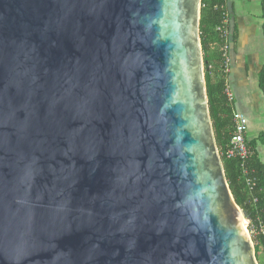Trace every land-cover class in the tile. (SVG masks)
Here are the masks:
<instances>
[{
  "label": "water",
  "instance_id": "water-1",
  "mask_svg": "<svg viewBox=\"0 0 264 264\" xmlns=\"http://www.w3.org/2000/svg\"><path fill=\"white\" fill-rule=\"evenodd\" d=\"M200 4L0 0V264H258Z\"/></svg>",
  "mask_w": 264,
  "mask_h": 264
},
{
  "label": "trees",
  "instance_id": "trees-1",
  "mask_svg": "<svg viewBox=\"0 0 264 264\" xmlns=\"http://www.w3.org/2000/svg\"><path fill=\"white\" fill-rule=\"evenodd\" d=\"M259 4L260 15L264 20V0H259ZM226 11L229 19L228 0H201L199 38L204 64L207 105L224 175L233 199L249 218L250 223L257 225L264 221V162L258 155L256 145H264V130L259 132L255 138L246 141L251 151L246 161L248 174H243L238 159L227 158L223 154L232 132L233 107L224 92L225 74L221 70V58L218 50L222 40L216 27L222 23ZM262 33L264 35V22ZM235 39L236 27L234 26L233 32L230 34V42L234 43ZM208 65H211L210 69ZM257 85L264 97V60L257 73ZM247 175L252 180V188L246 183ZM253 198L256 200L253 201ZM254 237L257 239L254 244L255 258L258 264H264V238L261 234Z\"/></svg>",
  "mask_w": 264,
  "mask_h": 264
},
{
  "label": "crops",
  "instance_id": "crops-1",
  "mask_svg": "<svg viewBox=\"0 0 264 264\" xmlns=\"http://www.w3.org/2000/svg\"><path fill=\"white\" fill-rule=\"evenodd\" d=\"M243 1L239 19H236L234 13L228 19V30L231 34L234 26L236 27V39L234 43L230 42L229 57L230 69L225 77V81L233 90L232 107L233 110L242 112L246 118L251 111L252 118L264 122V97L257 85V73L264 60V35L262 33V24H248L245 16L249 13L245 12L243 6L246 2L255 0H239ZM260 5V4H259ZM241 22L243 25H241ZM258 24L263 38H258ZM258 135V134H257ZM246 141L250 140L248 133H245ZM257 147V145H256ZM259 155V154H258Z\"/></svg>",
  "mask_w": 264,
  "mask_h": 264
},
{
  "label": "built area",
  "instance_id": "built-area-1",
  "mask_svg": "<svg viewBox=\"0 0 264 264\" xmlns=\"http://www.w3.org/2000/svg\"><path fill=\"white\" fill-rule=\"evenodd\" d=\"M228 16L227 11L224 13V18L222 23L216 27L220 41L218 47L220 58H221V70L226 75L230 69V57H229V46H230V33L227 27ZM208 68H211V65H208ZM225 95L230 104L233 102V95L230 89V85L225 81L224 88ZM232 132L228 141V144L225 148L224 155L227 158H235L240 162V167L243 174H248V169L246 167V161L249 158L251 151L247 146L245 140V132L247 130V118L246 116L237 110H232ZM246 183L250 188H252V180L250 177H246ZM256 199L253 198V201ZM249 222V221H248ZM247 222V223H248ZM249 233L257 235L261 234L264 238V221L258 223L257 225L251 224L249 226Z\"/></svg>",
  "mask_w": 264,
  "mask_h": 264
},
{
  "label": "rangeland",
  "instance_id": "rangeland-1",
  "mask_svg": "<svg viewBox=\"0 0 264 264\" xmlns=\"http://www.w3.org/2000/svg\"><path fill=\"white\" fill-rule=\"evenodd\" d=\"M242 2L243 1H239V0H228V12L230 13V15H232V12L234 13V16L236 19H239L240 17V13H241V6H242ZM243 9H245L246 13H249L248 15L245 16L246 22L248 24H255L257 22H263V20L260 18V5H259V0H255L252 2H246V5L243 6ZM241 25H243V23L241 22ZM260 25L258 24V38H263L262 37V33L260 32ZM232 95L233 97H235V95L233 94V90L231 89ZM236 99V97H235ZM248 117H247V130L246 132L248 133V137L250 139H253L257 136V134L261 131L264 130V122L258 121L255 118H252L251 115V111H249ZM256 150L259 154V157L261 159L262 162H264V145L261 144H257ZM249 221V220H248ZM247 219L244 223L245 227L248 228L249 230V226L251 225L250 221L248 222ZM248 222V223H247ZM250 237L253 243L256 244L257 239L254 237L256 235L251 234L250 233ZM261 248V247H260ZM258 263V262H257Z\"/></svg>",
  "mask_w": 264,
  "mask_h": 264
},
{
  "label": "bare ground",
  "instance_id": "bare-ground-1",
  "mask_svg": "<svg viewBox=\"0 0 264 264\" xmlns=\"http://www.w3.org/2000/svg\"><path fill=\"white\" fill-rule=\"evenodd\" d=\"M243 222H245V219L242 218V220H241V225H242V226H245Z\"/></svg>",
  "mask_w": 264,
  "mask_h": 264
},
{
  "label": "clouds",
  "instance_id": "clouds-1",
  "mask_svg": "<svg viewBox=\"0 0 264 264\" xmlns=\"http://www.w3.org/2000/svg\"><path fill=\"white\" fill-rule=\"evenodd\" d=\"M249 220V218L247 219V221ZM247 230H248V228H247ZM248 232H249V230H248ZM250 234V233H249ZM251 236V235H250Z\"/></svg>",
  "mask_w": 264,
  "mask_h": 264
}]
</instances>
